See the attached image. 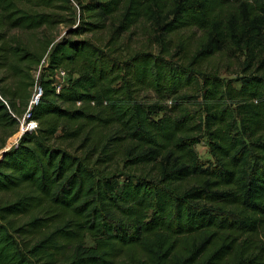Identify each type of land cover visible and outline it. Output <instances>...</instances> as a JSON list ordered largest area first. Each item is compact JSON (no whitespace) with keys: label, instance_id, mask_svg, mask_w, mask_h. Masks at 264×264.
I'll return each instance as SVG.
<instances>
[{"label":"trees","instance_id":"obj_1","mask_svg":"<svg viewBox=\"0 0 264 264\" xmlns=\"http://www.w3.org/2000/svg\"><path fill=\"white\" fill-rule=\"evenodd\" d=\"M140 21L160 53L123 46ZM59 24L36 47L8 37ZM217 57L239 60L236 84ZM37 66L39 126L0 157V194L17 192L0 195V264H264V0H0L1 127Z\"/></svg>","mask_w":264,"mask_h":264},{"label":"rangeland","instance_id":"obj_2","mask_svg":"<svg viewBox=\"0 0 264 264\" xmlns=\"http://www.w3.org/2000/svg\"><path fill=\"white\" fill-rule=\"evenodd\" d=\"M8 37H11L10 43L15 45L18 43L16 39H20L21 43H26L31 47H36V45L43 40V37L49 35L55 38V40L60 39L64 35L68 33V26L66 24H59L56 27H51L50 29L40 28L34 30H25L21 28H15L12 30L7 31ZM91 36V34H89ZM104 40H106L107 32L100 33ZM200 35V31L193 33V38ZM156 35L153 33V30L149 28L143 21H140L138 24L133 26L126 34H124L122 41L123 46L129 52L134 50H146L152 51L155 53L161 52V44L156 40ZM14 39V40H13ZM175 44H173V47ZM172 53L176 52L177 48L174 47ZM126 50V54H127ZM182 54V53H181ZM179 54H175V61L179 60ZM42 63L46 65V60L43 59ZM215 72L220 75V77L224 78L225 80H234V84L237 83L236 78L239 76V71L241 69L240 62L236 57H233L230 60H224L215 58V64L213 66ZM207 69H210L208 67ZM4 70L0 69V77ZM43 70L40 66H37L32 69L31 78L29 79V84H27V93H29V105L33 103L34 97L37 93L38 88L40 87V81L42 78ZM49 73H45L44 76L47 77ZM59 81L65 82L66 79L60 78ZM18 81V78H12L8 81L4 82V85H15ZM30 83H33L30 85ZM187 92L193 95L190 98V107L193 109V113L197 116L199 120L202 116V98L200 97V93L196 87H187ZM155 95L154 92H150V97ZM171 103V101H168ZM25 120V116L19 118V124L15 127L11 128H4L0 126V154L3 149H10L12 148L19 140L20 132L22 123ZM196 149L198 150L201 158L204 161L212 160V155L210 153L208 141L204 138L201 142L196 144ZM1 157V156H0ZM119 171L125 170L122 166V163H119L118 166ZM1 196L4 199H13L17 196V192H8V193H1ZM87 243L91 244L92 241L88 238ZM116 264H149L145 260V258L139 254L137 257L131 259L130 257H122L117 260Z\"/></svg>","mask_w":264,"mask_h":264},{"label":"built area","instance_id":"obj_3","mask_svg":"<svg viewBox=\"0 0 264 264\" xmlns=\"http://www.w3.org/2000/svg\"><path fill=\"white\" fill-rule=\"evenodd\" d=\"M59 77L66 79L67 78V72L64 69H58L56 71V76H54V79H55V84L57 86H60L63 83V82L59 81L60 80ZM41 94H42V88L39 87L38 90H37V93H36V95L34 97L33 103L31 105H29V108L27 109V111L24 114L25 120L22 123V127H21V132L20 133H24L26 131H33V130H36L38 128V126H39L38 121L35 120V119H30V109H31V106L33 104H35V102L37 101V99L40 97ZM0 97L2 98L1 95H0ZM80 103L81 102L79 101L78 104H80Z\"/></svg>","mask_w":264,"mask_h":264},{"label":"water","instance_id":"obj_4","mask_svg":"<svg viewBox=\"0 0 264 264\" xmlns=\"http://www.w3.org/2000/svg\"><path fill=\"white\" fill-rule=\"evenodd\" d=\"M39 100V98L37 99V101ZM37 101L35 103H37ZM32 108V106H31ZM23 135V133H20V136H19V139L21 138V136ZM19 141V140H18ZM8 149V148H7ZM7 149H3V151L1 152L0 156H3L4 155V152L7 150Z\"/></svg>","mask_w":264,"mask_h":264}]
</instances>
